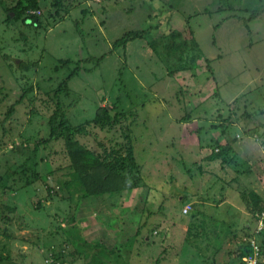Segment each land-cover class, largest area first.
Here are the masks:
<instances>
[{
	"label": "rangeland",
	"instance_id": "374dc122",
	"mask_svg": "<svg viewBox=\"0 0 264 264\" xmlns=\"http://www.w3.org/2000/svg\"><path fill=\"white\" fill-rule=\"evenodd\" d=\"M59 1L0 0V264H264V0Z\"/></svg>",
	"mask_w": 264,
	"mask_h": 264
},
{
	"label": "trees",
	"instance_id": "16d2710c",
	"mask_svg": "<svg viewBox=\"0 0 264 264\" xmlns=\"http://www.w3.org/2000/svg\"><path fill=\"white\" fill-rule=\"evenodd\" d=\"M60 1L56 0L55 5L59 4ZM149 17V16H148ZM150 18V17H149ZM29 22H32V24H36L37 21L34 20H29ZM144 30H140V31H136V30H129L127 32H125L120 38L116 39L113 42V46L119 45V44H123L125 45L127 43L128 40H133V39H141L144 36ZM69 63H73L72 60L70 59H66L63 61L62 65L64 64H69ZM79 66L77 65L67 76L66 78L57 86V88L54 89L52 96H54L55 99V108L54 111L52 112V114L48 117V124H49V136L46 138H40L39 140H37L36 144L42 143V144H46L48 143L51 139L53 138H58V135L56 132L57 130V126H59L61 129H63V131L67 132V134L70 136L76 132H73V127L70 124V122L67 120V117L65 115L64 112H62V107H61V102L59 101V93L64 90L66 94L69 93L68 87H67V83L68 80L76 74V72H78L79 70ZM28 88L21 94L20 98H18V100H16L14 103H12L10 105V108L8 110V116L11 115V113L14 111V106L16 104L21 103V101L23 100V98L25 96H27V94L29 93ZM27 92V93H26ZM114 108V106L112 107ZM103 117L105 118H109L111 117V112L110 110H104L103 113ZM76 131H78V133H86V131L82 128H78ZM221 151L225 150V146H221ZM218 150L216 152H212V154L210 155L209 159L210 160H214V158L219 157V153H217ZM128 154H131V151H128ZM71 159L73 160V169L70 170L69 172V180L70 182L67 183V188L69 187H73L77 192L80 190V198H82L83 196H88L91 195L90 194V187L93 190H96L95 187L99 188H103V186L107 183V182H112L111 180V176L113 175V162H106L105 156L102 158L99 154L95 155L92 152H89L88 150H75L72 151L71 153ZM112 162V163H111ZM116 169V168H115ZM108 179V180H107ZM115 190V189H114ZM111 190V191H114ZM253 194L252 198H256L255 199V203L257 202L258 199V195L254 192H251ZM255 206H257L255 204ZM256 209L258 208V211L261 212V208L260 207H255ZM115 249L113 248L112 251H114ZM251 252L250 248H245L244 247V251L242 253L243 254H249ZM127 264V261L122 262V264Z\"/></svg>",
	"mask_w": 264,
	"mask_h": 264
},
{
	"label": "built area",
	"instance_id": "2783aa9c",
	"mask_svg": "<svg viewBox=\"0 0 264 264\" xmlns=\"http://www.w3.org/2000/svg\"><path fill=\"white\" fill-rule=\"evenodd\" d=\"M184 210H187V209H184ZM261 222L263 223V220H261ZM251 259H253V257L251 256L244 257V261H246L247 264H254V259L252 263L250 262Z\"/></svg>",
	"mask_w": 264,
	"mask_h": 264
}]
</instances>
